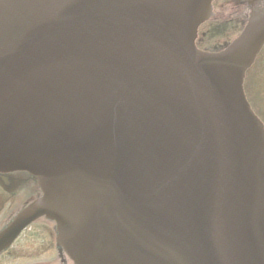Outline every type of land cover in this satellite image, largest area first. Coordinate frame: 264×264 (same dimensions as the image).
<instances>
[{
	"label": "water",
	"instance_id": "obj_1",
	"mask_svg": "<svg viewBox=\"0 0 264 264\" xmlns=\"http://www.w3.org/2000/svg\"><path fill=\"white\" fill-rule=\"evenodd\" d=\"M211 2L0 0V172L42 192L16 226L53 221L74 264H264V138L242 92L264 13L203 53Z\"/></svg>",
	"mask_w": 264,
	"mask_h": 264
},
{
	"label": "flooded vegetation",
	"instance_id": "obj_2",
	"mask_svg": "<svg viewBox=\"0 0 264 264\" xmlns=\"http://www.w3.org/2000/svg\"><path fill=\"white\" fill-rule=\"evenodd\" d=\"M249 3L251 5L248 8ZM246 9L250 13L262 10L264 0H248ZM259 118L264 122L262 116ZM27 181L26 177L19 174L6 176V181L0 179V231L37 198V189L27 185ZM0 264L71 263L56 246L53 226L38 220L21 233L7 250L0 252Z\"/></svg>",
	"mask_w": 264,
	"mask_h": 264
},
{
	"label": "rangeland",
	"instance_id": "obj_3",
	"mask_svg": "<svg viewBox=\"0 0 264 264\" xmlns=\"http://www.w3.org/2000/svg\"><path fill=\"white\" fill-rule=\"evenodd\" d=\"M232 1L233 0H216V4H214V11H218L221 13H226V11H229L232 7ZM236 1H242V0H236ZM235 4L233 3V9L237 8L234 7ZM239 9L241 7H238ZM218 9V10H217ZM231 12V11H229ZM231 14V13H230ZM235 15V14H234ZM238 20H229V22L226 24L224 28L223 24L221 27V23L218 22L215 24V26H210L208 24L204 27L210 31L213 29L210 33L207 34L208 39L203 40L200 43V46L203 47L206 50L209 51H219L221 49L222 43L225 42L228 43L232 39H234L237 36L236 30H238L242 24L245 21V16L242 12H239L237 14ZM221 27V28H220ZM203 28V29H204ZM223 29L225 34L220 32V30ZM232 32H229V31ZM227 33V34H226ZM264 56H261L259 62L263 63L264 60L262 59ZM260 69L264 71V64H255L250 71L247 73V78L245 81V93L247 94V97L251 103V106L255 113L258 116H262L264 118V75L261 74ZM256 75V76H255ZM260 85V87H259Z\"/></svg>",
	"mask_w": 264,
	"mask_h": 264
},
{
	"label": "bare ground",
	"instance_id": "obj_4",
	"mask_svg": "<svg viewBox=\"0 0 264 264\" xmlns=\"http://www.w3.org/2000/svg\"><path fill=\"white\" fill-rule=\"evenodd\" d=\"M233 2H234V1H232V3H233ZM241 3L245 4V1H242ZM215 12H218V11H215ZM220 13H221V12H220ZM248 24H249V23H247V25H248ZM197 30H198V29H196V34H197ZM228 31H229V30H228ZM220 32H222V33L225 34V32H224L223 29H221ZM229 32H232V31H229ZM236 32H237V30H236ZM226 34H227V33H226ZM236 40H237V39L234 38V39H232V40L230 41V44H229V45L226 44V45H225V48H224L223 51H226L229 47H231V46L233 45V42H235ZM199 52H202V49H200ZM249 107H251V106H250V104L248 103V108H249ZM250 112H251V111H250ZM253 116H254V115H253ZM254 117H255V116H254ZM255 118H256V117H255ZM256 120H257L258 123H257L256 121H255V122H256V124H259L260 129H261L262 137L264 138V129H263V126H262V124L258 121L257 118H256Z\"/></svg>",
	"mask_w": 264,
	"mask_h": 264
}]
</instances>
